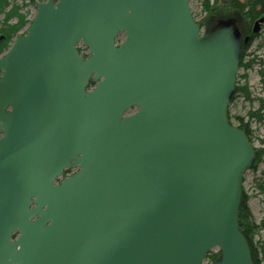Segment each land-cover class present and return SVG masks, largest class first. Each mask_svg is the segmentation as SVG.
I'll return each instance as SVG.
<instances>
[{"label": "water", "instance_id": "1", "mask_svg": "<svg viewBox=\"0 0 264 264\" xmlns=\"http://www.w3.org/2000/svg\"><path fill=\"white\" fill-rule=\"evenodd\" d=\"M189 3H34L0 53V264H254L228 119L249 36Z\"/></svg>", "mask_w": 264, "mask_h": 264}, {"label": "trees", "instance_id": "2", "mask_svg": "<svg viewBox=\"0 0 264 264\" xmlns=\"http://www.w3.org/2000/svg\"><path fill=\"white\" fill-rule=\"evenodd\" d=\"M36 1L44 0H30L31 3H34ZM201 3L203 6V10L207 14L205 17V21L207 23H209L211 20H218L220 18L226 19L229 17H233L234 19H236L237 25L240 26L243 24V21L246 20V22L252 23V21L262 17L264 14V0H214L212 4H210L209 0H202ZM19 10L20 7L18 4L13 3L10 0H0V13L4 14L2 20V28L0 29V32L1 34H3L4 37L0 43V51L9 47V42L12 40L11 38L17 34V32L22 28V25L24 24V16L19 13ZM222 12L223 14H221ZM13 17H17L16 24L6 25V22ZM250 35L252 40L257 36L256 34ZM249 44L250 41L242 45L239 69H246L254 64V59H245L246 51L248 49ZM259 75L260 80L264 82L263 70L259 69ZM238 77H241V75L238 76L237 74L236 79H238ZM243 77H245V75H243ZM236 94H240L245 100H252L247 85L245 83L242 85H238L237 80L232 99ZM256 100L257 106L247 111L246 118L231 115L228 110V119L230 123L233 125L231 119L232 117H234L236 119V126L241 128L246 133L251 143V120L264 124V96L256 97ZM261 151L262 149H256V157L251 167L252 169H254L256 167V164L259 162L260 156L263 153ZM258 188L260 192L264 195V184L259 183ZM247 201L248 195L244 193L242 186L241 201L238 209L239 229L248 242L253 263L264 264V245L263 243L256 244L253 238L254 234L259 229L264 228V219L259 224H255L251 212L249 210ZM218 256V250L217 252H213L211 250L206 254L205 260L207 263H210L214 261Z\"/></svg>", "mask_w": 264, "mask_h": 264}, {"label": "rangeland", "instance_id": "3", "mask_svg": "<svg viewBox=\"0 0 264 264\" xmlns=\"http://www.w3.org/2000/svg\"><path fill=\"white\" fill-rule=\"evenodd\" d=\"M13 3L19 5L20 10L19 13L24 16V24L22 28L17 32L15 36L25 34L28 28V25L35 14L34 3H31L30 0H10ZM202 0H190V10L194 20L201 24V28L203 29L208 23L205 21L206 12L203 10V6L201 3ZM210 4L213 3L214 0H209ZM223 14V12L221 13ZM4 14L0 13V29L2 28V20ZM16 18H10L6 25H14L16 24ZM234 19L233 17H229ZM226 18V19H229ZM224 19V18H220ZM248 22L243 21L242 25H238V29L240 32L245 31ZM254 25V23H253ZM252 25V27H253ZM242 29V30H241ZM3 35L0 32V36ZM256 37L250 42L248 49L246 51L245 59H254V64L248 68L239 69L237 74L238 77L237 82L238 85L246 84L248 90L251 94L252 100L248 101L243 98L240 94H236L231 100L228 110L231 115L240 116L246 118V114L248 110L255 108L257 106L256 97L264 96V82L260 80L259 69L264 72V25L260 26L259 31L256 33ZM13 36L11 39L15 37ZM124 38L123 34H119L116 38V43H120ZM9 42V46L12 42ZM82 53L86 52V48L82 47ZM6 49H2L0 53H3ZM245 75V77H243ZM135 108L128 110V114L134 112ZM233 125H236V119L232 117L231 119ZM251 132H252V145L256 149H262V155L260 156L259 162L256 164L254 169H250L244 173V180L242 182L243 191L248 195V207L251 212L252 218L255 224H259L264 219V195L260 192L258 188V184H264V124L255 122L251 120ZM256 244L263 243L264 245V228L259 229L253 236ZM213 252H217V248L212 250ZM205 263H207L205 261Z\"/></svg>", "mask_w": 264, "mask_h": 264}, {"label": "flooded vegetation", "instance_id": "4", "mask_svg": "<svg viewBox=\"0 0 264 264\" xmlns=\"http://www.w3.org/2000/svg\"><path fill=\"white\" fill-rule=\"evenodd\" d=\"M262 17H264V14H263V16ZM259 19V18H258ZM258 19H256V20H258ZM256 20H254V21H252V23H249V25L247 26V28H246V30L244 31L243 30V33L241 32V36H242V38H244L245 36H249V39H248V41H247V43L250 41H252V39H251V35L250 34H254V33H252L251 32V29H252V25H253V23L256 21ZM261 25H264V21L262 22V23H260V26ZM1 36H3V35H1ZM4 37V36H3ZM3 39V38H2ZM1 39V40H2ZM1 40H0V43H1ZM136 110V109H135ZM134 110V111H135ZM72 161V159H70V162ZM79 171V167L77 166V165H72V166H65L64 168H63V170H62V173L59 175V177H58V179L56 180V182H60L61 180H63L65 177H67V176H69V175H72V174H74V173H76V172H78Z\"/></svg>", "mask_w": 264, "mask_h": 264}]
</instances>
